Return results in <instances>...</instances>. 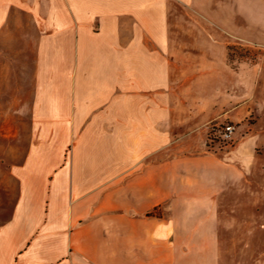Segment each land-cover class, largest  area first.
Listing matches in <instances>:
<instances>
[{
    "label": "crops",
    "instance_id": "1",
    "mask_svg": "<svg viewBox=\"0 0 264 264\" xmlns=\"http://www.w3.org/2000/svg\"><path fill=\"white\" fill-rule=\"evenodd\" d=\"M230 3L0 0L28 139L7 170L0 264H227L256 234L264 102L239 72L229 82V39L246 31ZM225 119L242 123L237 144L236 129L231 149L204 153L206 126Z\"/></svg>",
    "mask_w": 264,
    "mask_h": 264
},
{
    "label": "rangeland",
    "instance_id": "2",
    "mask_svg": "<svg viewBox=\"0 0 264 264\" xmlns=\"http://www.w3.org/2000/svg\"><path fill=\"white\" fill-rule=\"evenodd\" d=\"M230 2V10L233 9V12L238 10L240 13L238 20L240 24L245 25L246 31L240 34V40L230 36V45L227 48V65L231 70L229 82L236 83L239 72L240 77L245 81L247 101L263 100L264 102V95L259 94L260 84L264 82V0H230ZM232 23L231 21L230 24ZM19 49L21 48H3L6 61L0 62V70L6 72V79H0V113L5 111V115H0V224L9 218L17 199V186L12 185L7 170L22 161L28 140L27 128L15 127L12 121L14 102L18 97L14 91L19 87V80L14 75H18L20 69L17 62L23 58ZM0 59L2 61V57ZM233 91L231 89V92ZM228 121L230 120L225 119V122ZM252 122L249 118L245 121L247 124ZM241 124L235 125L237 126L235 144L239 135H242L241 132H244V128L240 127ZM261 213L263 214L261 222L254 226L258 225L256 234L247 233L244 238L238 240L239 248L234 255L229 256L227 264H264V209Z\"/></svg>",
    "mask_w": 264,
    "mask_h": 264
},
{
    "label": "built area",
    "instance_id": "3",
    "mask_svg": "<svg viewBox=\"0 0 264 264\" xmlns=\"http://www.w3.org/2000/svg\"><path fill=\"white\" fill-rule=\"evenodd\" d=\"M236 126L230 122H214L205 128L203 151L215 155L225 152L234 146Z\"/></svg>",
    "mask_w": 264,
    "mask_h": 264
}]
</instances>
